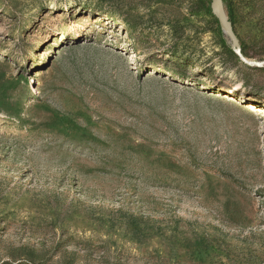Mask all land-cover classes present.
I'll list each match as a JSON object with an SVG mask.
<instances>
[{"label":"rangeland","instance_id":"rangeland-1","mask_svg":"<svg viewBox=\"0 0 264 264\" xmlns=\"http://www.w3.org/2000/svg\"><path fill=\"white\" fill-rule=\"evenodd\" d=\"M234 1L257 65L211 0L131 31L122 0H0V264L264 262V0Z\"/></svg>","mask_w":264,"mask_h":264},{"label":"trees","instance_id":"trees-1","mask_svg":"<svg viewBox=\"0 0 264 264\" xmlns=\"http://www.w3.org/2000/svg\"><path fill=\"white\" fill-rule=\"evenodd\" d=\"M178 2L179 0H136L133 2V0H122L121 7L125 13V18H124V23L127 25L128 29L131 31L133 28V25L130 21V17H132V9L137 8V7H151L157 4H171ZM223 3L225 5V10L227 12L229 21L231 22V25L233 26L234 24V19H235V9L237 7V4L234 0H223ZM93 9V8H92ZM106 15V13H105ZM112 18V16H110ZM234 30V29H233ZM226 44L224 43V46ZM241 52L244 56L246 57H252L248 54V52L244 49V44L241 42ZM228 51L232 53L234 56L235 54L230 50L228 47Z\"/></svg>","mask_w":264,"mask_h":264},{"label":"water","instance_id":"water-1","mask_svg":"<svg viewBox=\"0 0 264 264\" xmlns=\"http://www.w3.org/2000/svg\"><path fill=\"white\" fill-rule=\"evenodd\" d=\"M211 9L220 24L222 32L228 39L231 51L234 52L244 63L257 65L253 60L248 59L242 54L239 39L232 28L228 16L226 15L223 0H211ZM223 15H226L225 20L222 18ZM261 64L264 65V61L261 62ZM261 264H264V262Z\"/></svg>","mask_w":264,"mask_h":264},{"label":"bare ground","instance_id":"bare-ground-1","mask_svg":"<svg viewBox=\"0 0 264 264\" xmlns=\"http://www.w3.org/2000/svg\"><path fill=\"white\" fill-rule=\"evenodd\" d=\"M226 15H223L222 18L225 20ZM97 20H95L96 22ZM250 108L256 109L254 106H251ZM257 112L261 115L264 116V107L263 108H257Z\"/></svg>","mask_w":264,"mask_h":264}]
</instances>
